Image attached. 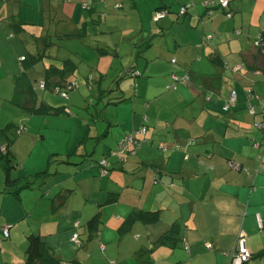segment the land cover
Wrapping results in <instances>:
<instances>
[{
	"label": "crops",
	"instance_id": "0c3cea01",
	"mask_svg": "<svg viewBox=\"0 0 264 264\" xmlns=\"http://www.w3.org/2000/svg\"><path fill=\"white\" fill-rule=\"evenodd\" d=\"M203 1L0 0L3 36L15 35L12 24L33 21L44 24L42 36L48 33L59 38L62 34H73L68 43L79 40V36L100 43L107 50L106 56L95 61L97 55H94L96 66L91 77L96 82L103 76L98 83L101 88L104 70L111 67H104L105 60L117 57L119 52L122 55V45L112 33L122 23L125 25L121 31L126 29L127 34L121 35V39L139 40L138 47L142 49L145 45L147 49L153 47L155 35L164 37L169 33V42L160 41L156 46L176 55L177 58L170 59V63L175 59L171 64L176 70L165 73L167 82L157 87H166L173 73L190 75V82L181 83L176 90L159 95L154 88L149 89L146 98H142L140 91L135 96L134 89L142 90L146 87L143 84L129 80L116 86L115 95L126 100L106 106L112 108L110 113L114 116L108 119L111 124L105 120L101 126L105 122L108 132L117 127L119 131L113 136L117 142L124 134L139 128L146 118L150 144L143 145L122 168L114 169L109 178L100 176L97 165L115 147L106 141L108 132L104 140L97 141L100 129L94 125L86 128L77 118L57 119L62 125L68 122L70 127L62 130L65 140L58 138L51 146H27L25 156L11 146L19 163L13 176L30 177L44 170L52 176L45 186L24 189L17 197L5 195V186L1 188L0 236L7 228L8 238H0V264H26L29 234L38 235L63 264L73 261L78 264H230L237 236L241 234L252 255L246 264H264L263 256L255 257L264 251V177L255 178L257 186L253 191L249 186L250 175L258 163L248 159L252 151L247 148L244 131L232 128L234 124L225 127L230 118H226L222 109L231 90L238 92L241 102L245 101L246 88L264 96V52L255 48L258 35L264 41V0H228V7L215 6L211 14L202 8ZM29 5L33 8L30 18L22 14ZM162 6L168 7L169 12L154 23L152 16ZM172 6L179 10L185 7V13L168 15L173 11ZM25 32L18 36L29 38ZM36 44L38 49L42 45L30 43L31 50H35ZM129 45L128 48L133 47L130 51L136 53L134 44ZM67 47V54L76 53L74 47ZM96 48L100 45L93 50ZM53 51L55 54L57 50L53 48ZM159 51H155V57L147 56L143 71L151 72L150 62ZM100 61H104L103 66L99 65ZM121 64L124 66L125 60ZM128 67L142 76L137 64ZM128 67L123 69L124 78ZM131 83L136 85L133 84L134 94L127 98L130 93L127 84ZM205 94H210L212 100ZM49 96L43 95L47 103ZM19 114L17 121L27 120L26 126L19 125L36 133L40 141H46L40 127L42 119L22 111ZM43 120L46 123L48 118ZM13 123H8L13 125L8 136L14 143L20 126ZM176 145L179 150L174 148ZM229 153H233L235 162L248 165V175L243 179L223 160ZM145 166L162 169L159 182L154 181L151 167L145 169ZM64 189L72 191L61 206H55L53 196ZM114 193L118 194L117 201L107 202ZM133 210L156 211L159 221L153 225L136 223L127 234H119L118 227ZM95 215L102 223L98 230L90 232L86 224ZM172 223L180 225L181 240L188 251L182 243L180 247L155 245ZM74 234H78L79 242L71 241ZM208 243L212 245L210 250L206 248Z\"/></svg>",
	"mask_w": 264,
	"mask_h": 264
},
{
	"label": "trees",
	"instance_id": "16d2710c",
	"mask_svg": "<svg viewBox=\"0 0 264 264\" xmlns=\"http://www.w3.org/2000/svg\"><path fill=\"white\" fill-rule=\"evenodd\" d=\"M206 1V0H205ZM228 1V0H227ZM204 1L201 3L202 8L204 11L206 10L207 14L212 13V8H206L203 5ZM229 5V1H228ZM215 7V6H214ZM161 11V12H169L168 7H159L155 10V12ZM154 12V14H155ZM154 16V15H153ZM152 16V21L154 23H157L158 21H154ZM22 23H16L14 28V34L20 35L22 33H26L25 29L22 27ZM44 29H42L43 31ZM48 34V33H47ZM45 35L40 40L42 43L41 47L39 46V49L37 48V44L35 45V50H31L33 54H30L28 57H21L20 64H21V73L19 75H16L14 77V94L10 102L13 106L20 108L21 110L25 111L27 115H30L32 117H49V116H66L69 115V111L71 110L70 107L67 108V106L62 105L59 107H54L52 104L45 102L43 99V93H47L49 95H57L62 100L69 101L71 100L70 93L78 92L77 96L75 95V98H79V90L80 87L83 86L87 89V96H84L82 98L91 97L93 94V90L97 87V100L104 103V105H119L123 103L126 99H124L122 96H112L114 92H116V86H118L123 81V75L118 77L114 81V87H109L106 89H103L99 87L98 83H100V80L103 79V76L99 77V79L95 82L94 79L91 76H93V71L88 70V72H85V75H80V69L79 66L82 63V55L77 56L76 53L73 55L65 54V58L60 57V49L62 46L52 41V35ZM86 34V33H85ZM260 34V33H259ZM51 35V36H50ZM73 34H62L59 35V38L63 39V41H67L68 38H73ZM261 36V35H260ZM262 37V36H261ZM257 36V44L255 45V48L262 50L264 47V41L263 38ZM79 38H82L79 36ZM36 41L38 38H35ZM39 44V43H38ZM41 48V49H40ZM53 48L57 51L54 53ZM68 48H66L67 50ZM91 50L94 52L93 55H97L95 57L98 58L99 56H106V49L104 48H96V51L93 50V47H91ZM264 51V50H263ZM46 56L50 59L46 64H44L41 79L36 80L35 76L33 75V64L34 62H37L38 60L43 59V57ZM71 56V57H70ZM76 57L77 59H73ZM93 59V58H92ZM91 59V61H92ZM173 60V59H172ZM171 60V61H172ZM175 60V59H174ZM85 62L86 59H85ZM176 62V61H175ZM172 63V62H171ZM174 64V63H173ZM87 68V65H86ZM126 73V72H125ZM129 74V76H138L136 75V71L129 70V72L126 73V75ZM187 75L188 80L187 81H180L177 83L175 89H169L168 87L172 84V76L173 75ZM190 82V75L188 73H182L177 74L173 73L170 77V82L168 85H166L167 90H176L177 87L181 83H189ZM113 85V84H112ZM236 91V90H235ZM39 92L41 95L39 96ZM208 92V91H207ZM81 93V92H80ZM230 93V92H229ZM237 93V98L233 104H228V98L225 101L223 105V111L226 113V118H230V120L224 123L226 124L225 127L229 126V124L232 125V128H235L236 130L242 129L244 131V139L247 141V148L250 149L251 155L248 154V159L255 160L257 164V167L254 168V171L251 172V189L255 188L254 180L256 178V175L260 173L261 168L264 169V96L255 95V92L251 88H246L244 91L245 95V101L241 102V98H239V94ZM64 94V96H63ZM111 96V97H110ZM229 96V94H228ZM205 97L212 100V97L210 94H205ZM91 101V99H90ZM70 105V104H69ZM225 105H227L226 110H224ZM88 109V108H86ZM100 121H105L106 119L103 116V113L105 110H98ZM61 115V116H60ZM146 120V118H145ZM145 120L143 121V124L137 129H134L122 136L120 140H118L115 144V147L110 150L108 155L104 158H101L97 161V165L99 167L100 176L102 178L108 177L113 172V170L122 168L123 165L129 161L130 158H133L137 155L138 150L143 146L147 144H150V138L148 137L149 128L147 127V124H145ZM108 125L111 124V122L107 121ZM98 119L97 122L94 124V128L98 127ZM108 125H106L105 130L102 134L97 135V141L102 140L107 132H108ZM223 125V126H224ZM83 126L88 128L91 127L89 124L86 123L85 120H83ZM231 126V125H230ZM13 128L12 124H8L2 129H0V162L2 160L5 161V168H6V178H5V195L15 196L17 197L19 192H21L24 189L31 188L33 186L35 187H41L45 186L47 181L52 174L48 172V170H44L42 172H38L33 174L30 177H15L13 176L12 172L14 170H17L18 164L15 162L14 155L12 151L10 150L11 143H13V138L8 136V132ZM19 131H23L24 128L19 127ZM142 129H144V132H141ZM19 134V133H18ZM174 148L176 150H179L178 146L176 145ZM233 153H229L228 155H225L223 157V160H225L226 164H228L230 170L234 171L239 179H243L245 175L247 176V172L249 171L248 165L244 162H235L233 159ZM190 156V153L187 154V157ZM186 157V158H187ZM247 159V160H248ZM15 162V163H14ZM116 166V168H115ZM140 166V165H139ZM145 169H149L151 167V170L155 174L154 181L159 182V176L161 175V168L159 166H145ZM232 167V168H231ZM235 167V168H233ZM222 185V184H220ZM219 185V186H220ZM224 187L230 186L223 184ZM222 188V186H220ZM231 187V186H230ZM72 190L70 189H64L62 191H58L52 198V203L55 206H61ZM230 191V190H229ZM223 194V193H222ZM112 196L107 199V202L112 203L116 202L118 199V194H111ZM258 215H256L257 219ZM159 221V213L156 211H145V210H133L131 211L126 218L123 220V222L118 227L119 234H127L131 231L134 224L140 223L143 225H153ZM258 221V220H257ZM100 218L95 215L92 218H90L87 222V227L90 232L98 230L99 224H101ZM180 225L178 223H172L171 226L163 232L156 240L155 245L156 246H167L171 245L174 247H180V243L183 241L181 240L180 235ZM0 238L3 240L7 239L8 237H3L1 234ZM241 241H244L245 248L247 251L246 241L245 237L243 235H238L235 243V247L231 253V262L233 257L236 256V253H238L239 250V244ZM73 242V241H72ZM78 240V234H77V241ZM75 242V243H76ZM184 244L183 249L185 251H188V246L186 243H182V246ZM173 247V248H174ZM206 248L210 250L212 248L211 244H207ZM248 259L243 262V264H246L251 258L252 255L248 253ZM264 257V251L261 253H258L255 255V257ZM63 261L46 246V244L42 241V239L36 235V234H29L26 236V248H25V263L26 264H63ZM70 264H78L77 262L73 261Z\"/></svg>",
	"mask_w": 264,
	"mask_h": 264
},
{
	"label": "rangeland",
	"instance_id": "374dc122",
	"mask_svg": "<svg viewBox=\"0 0 264 264\" xmlns=\"http://www.w3.org/2000/svg\"><path fill=\"white\" fill-rule=\"evenodd\" d=\"M185 6V5H184ZM173 11L172 13H169L168 15H173L175 16H179L180 15V10L179 7L176 9H174V7L172 6ZM179 10V11H178ZM121 11H119L118 13H121ZM33 13V8L29 5L26 8H24L22 14L26 15L29 17L30 15H32ZM163 13V12H162ZM207 14V13H206ZM30 18V17H29ZM183 18V17H181ZM35 19V18H34ZM125 19V18H124ZM162 19V18H161ZM24 20V19H22ZM30 20V19H29ZM50 22L54 25L55 22L52 21L50 19ZM123 22V21H122ZM16 24V23H15ZM15 24H12V30L14 32V28L16 27ZM22 27L28 32V34L30 35L29 38H23L20 36H16L15 35H10V36H3L4 33V29L2 27H0V35L3 36L2 39H0V129H2L4 126H6L9 122L13 121L15 124V126H20L19 124H23L24 126H26V122L27 120L24 119V121H17L18 120V116L19 111H22L24 114H26L25 111L21 110L18 107H15L12 105V103L10 102V99L12 97L13 91H14V76L19 75L21 73V64H20V56L23 57H28L30 56V54H33L31 51V47H30V43H35L38 42L40 45L42 43H40V38H42V29L44 27L43 23H38V22H33V21H27L22 23ZM52 24H50L49 26H52ZM124 23H122V26H117V28H115L117 31L112 32L113 36L116 37L119 42V45H122V55L119 52L117 57H113V59H108L107 62L105 60V65L104 67H106L107 65H111V67L109 66L108 69L104 70L105 72V77L104 80L102 81L101 85L102 88L106 89L109 87H114V81L124 75V68L128 67V66H132L137 64L139 66V68H141L142 76L140 75V73L138 71H136V75L139 74V76H129V74H127L124 79L123 82H128L129 80H133L135 82V84L138 85V83L143 84V86H146L145 88H142V90H139V88H136V90L134 89L135 93H136V97H137V93H142L141 96L142 98H146L148 95V90H154V92L156 94L159 93H163V92H168L167 91V87H157L159 84L163 83V82H167L166 81V77H163V75L165 73L169 74L173 69L176 70V66L172 65L170 63V59L172 57L177 58L176 55L173 54V52H166V48L163 50H160L159 46H156V44H158L160 41L165 40V42H169V39H167L169 35V33H167V35H165L164 37H161L160 35H155L154 37V42L153 47L147 49L146 45L144 46V49L140 48L139 45V40H134L133 42L129 40H123L121 39V35L123 34H127V30L125 29L124 31H121L124 28ZM122 27V28H121ZM154 29H156V25H154ZM149 35H152V33H150ZM37 37V41L35 38ZM84 38H79V40H76L74 42H67V41H63V39L61 38H53L52 37V41L59 44L60 46H62V48L60 49V57L61 58H65V54H67L65 52V49L68 48L67 45L70 47H74V51L76 52L77 56H80L83 53V57L82 59V63L79 66L80 69V75H85V72L87 73L88 70H93L94 69V65L96 66V64L93 62L94 59V52L91 50V47H96L98 44L100 45V48H103V46L93 40L90 39H85ZM99 40H102V38H98ZM115 40V38H114ZM44 42V39H43ZM98 43V44H96ZM133 43L134 44V48L136 50V53H134V51H130L132 48H128V46H131L129 44ZM148 43V41H147ZM18 45V46H17ZM29 45V46H28ZM26 46V47H25ZM137 46V47H136ZM171 47H169V51H170ZM119 50V49H118ZM160 50V51H159ZM264 48H262V50H260L261 52L263 51ZM139 51V52H138ZM155 51H159L156 52L158 53V55L156 56V59L154 61L150 62V69L151 72L149 71H143L146 65V62H148V55H155ZM132 52V53H130ZM71 57V56H70ZM155 57V56H154ZM73 59H77L76 57L74 58V56H72ZM93 58V59H92ZM85 59L87 62H85ZM92 59V61H91ZM122 60H125L126 64L124 66H122L121 62ZM48 61H50V59L46 56L43 57V59L38 60L37 62H34L33 64V75L35 76V79L39 80L41 79V74H42V70L44 67V64H46ZM104 61H100L99 65H101ZM109 63V64H108ZM87 65V68H86ZM103 66V64L101 65ZM237 68V67H235ZM128 70H131V67L127 68ZM123 70V71H122ZM134 70V69H132ZM238 70V68H237ZM135 71V70H134ZM94 74V73H93ZM169 83V81H168ZM113 84V85H112ZM132 84V86H131ZM127 84V88H129L130 93L127 95L128 97H132V95L134 94L133 89V84ZM134 84V85H135ZM167 84V83H166ZM157 85V86H156ZM136 86V85H135ZM156 86V87H155ZM97 87L93 90V94L91 97H86V98H82L84 96H87V89L83 86L80 87V92H79V98H75V95L77 96L78 92H74V93H70V95H72L70 102L69 101H65L62 100L59 96L57 95H50L49 96V103L52 104L54 107H59L62 105H65L68 107H70V111H69V115L66 116H61V117H57V116H49V117H40V119H42L40 122V127L41 130L45 133L47 139L46 141H40L39 140V136L36 133H33L29 130V128H25L23 126L22 129L24 128V130L21 132L19 131V127L16 130V133L19 135H16V138L14 140V143H11V146H13V148H18V150L20 151V153H22V155L24 154L25 156V150L27 148V146H39V147H45V146H51L53 143V141L57 140L58 138H61L63 140L64 137L62 136V130L67 131L68 128L70 127L69 123H65V124H61L60 122H57V119L62 120L61 118H65V119H73V118H77L81 121V123H83V120L86 121L87 124H89L90 126L94 125L95 122H97L98 119V129H100V134L103 133V131L105 130L106 127V123H104V127L101 126V119L99 118L98 114V110H104L103 116L104 118L108 121V119L112 120L114 115H111L110 112H112V108L106 107V105H104V103L100 102L99 100H97ZM141 89V88H140ZM152 90V91H153ZM87 91V92H86ZM41 93L43 92H39V96L41 95ZM90 92H88L89 94ZM119 93V92H117ZM44 95H46V92L43 93ZM116 92H114L112 94V96H116L115 95ZM84 95V96H83ZM119 95V94H118ZM160 95V94H159ZM163 95V94H162ZM111 97V96H110ZM91 99V101H90ZM70 104V105H69ZM108 106V105H107ZM88 108V109H86ZM17 116V117H15ZM48 118L46 123H43V119ZM76 119V120H77ZM63 123V122H62ZM36 129L38 128L37 126L35 127ZM119 131L117 129V127H112L110 129V131L108 132L107 135V139L106 141L112 145L113 147L116 144V141L114 139V135L115 133ZM23 133V134H22ZM61 135V136H60ZM67 136V134H66ZM104 140V139H103ZM30 144V145H29ZM55 145H57V143H55ZM11 148V147H10ZM35 154V152H34ZM33 154V155H34ZM15 160V159H14ZM16 162V160H15ZM14 162V163H15ZM17 163V162H16ZM19 165V163H17ZM254 171V169H253ZM14 173V172H13ZM256 177H264V169L261 168V171L259 174L256 175ZM5 178H6V168H5V161L2 160L0 162V190L1 188H4V184H5ZM255 186H257V184H254ZM254 189V188H253ZM256 189H254L253 191H255ZM4 243V241H3Z\"/></svg>",
	"mask_w": 264,
	"mask_h": 264
},
{
	"label": "built area",
	"instance_id": "2783aa9c",
	"mask_svg": "<svg viewBox=\"0 0 264 264\" xmlns=\"http://www.w3.org/2000/svg\"><path fill=\"white\" fill-rule=\"evenodd\" d=\"M203 5L206 8H212L214 6H218L221 7L222 9L228 7V1L227 0H206L204 1ZM185 7H181L180 8V14H184L185 13ZM166 12H161V11H157L155 12L153 19L154 21H158L161 18H163L165 16ZM257 44V43H255ZM172 63H175V60L173 59L171 61ZM188 80V76L185 75H173L172 76V84L168 87L169 89H175L177 83H179L180 81H187ZM64 96V94H63ZM237 98V93L235 90H231L228 96V104H233L235 102ZM227 105H225L224 110H226ZM141 132H144V129H142ZM257 220H259V217H257ZM2 235L3 237H8V229L5 228L2 230ZM71 241L76 242L77 241V234H74L71 238ZM248 259V255H247V251L245 248V244L244 241H241L239 244V250L238 253H236V256L233 257L232 259V264H243V262H245Z\"/></svg>",
	"mask_w": 264,
	"mask_h": 264
}]
</instances>
